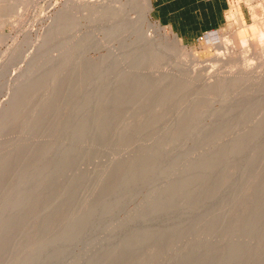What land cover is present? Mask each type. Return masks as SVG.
Wrapping results in <instances>:
<instances>
[{
	"label": "rangeland",
	"instance_id": "rangeland-1",
	"mask_svg": "<svg viewBox=\"0 0 264 264\" xmlns=\"http://www.w3.org/2000/svg\"><path fill=\"white\" fill-rule=\"evenodd\" d=\"M82 1L8 0L0 24V64L12 41L40 52L41 62L28 103L11 106L6 85L0 91V231L24 211L45 215L54 205L42 242L28 249L22 236L12 249L17 237H10L12 255L0 264H264V193L235 201L250 176L254 194L264 181V0H231L227 23L194 42L150 10L156 37H176L198 56L196 74L166 60L135 64L120 39L108 37L110 15L96 17ZM130 10L135 17L141 8ZM220 39L232 47L228 59L216 48ZM221 50L223 63L214 59ZM27 62L11 68L9 83L19 81ZM98 135L104 140L81 151ZM242 143L238 155L221 159ZM77 157L83 166L64 170ZM74 178L83 181L75 186ZM257 204L259 212L247 211ZM229 232L236 235L220 242ZM235 248L240 255L231 259ZM217 249L229 254L215 261Z\"/></svg>",
	"mask_w": 264,
	"mask_h": 264
},
{
	"label": "bare ground",
	"instance_id": "bare-ground-1",
	"mask_svg": "<svg viewBox=\"0 0 264 264\" xmlns=\"http://www.w3.org/2000/svg\"><path fill=\"white\" fill-rule=\"evenodd\" d=\"M82 2L84 5V8L86 10L93 11L94 15L96 14V17H98V16L99 17H104V16L107 17L106 15H108V14L110 15V17H108V18H112L111 21H112L113 25L111 26L112 30H111L110 34L108 35V37L110 39L112 37L113 38H119L120 42H121L120 47L124 51L123 56H125V52H127V54L129 53L128 57L131 58L135 62V64H139L143 61L147 62L148 60H150V61H148L149 64H150L151 60H152L151 63L156 62V64H157V62H161V61L165 62V60H166L167 63L172 62L174 65H176V67L178 66L180 68L181 66H184V67L187 66L184 69H188L189 68L188 66H190V68L192 69L195 67L194 65H196L200 62L198 56L196 54L191 53L187 49V46L185 44H183L181 41L177 40L176 37L169 40L162 35H159L156 37V35L152 33V31L155 32L156 30H160V27L159 26L155 27L151 23V21L149 20L148 14L152 8L151 0H114V1L110 0V2L107 0H83ZM140 3H141V7H140ZM7 4H8V0H0V24H3L2 18H6L9 15V13H8L9 9H8ZM131 7L141 8L140 13L135 17L132 16L131 15L132 10H130ZM259 21H258V23H259ZM146 26H148V27H146ZM261 28L263 29V27H261ZM259 32H260V38L262 41V39L264 38V34H263L262 30H260ZM6 38H8L7 34L1 35L2 40H5ZM36 38H38V36ZM214 39H217V38H214ZM31 41H33L32 38H31ZM31 41H30V39L28 40V42H31ZM12 42L13 43H11V44H6V45H8L7 46L8 54H7V57H4V59L5 58L6 59L3 61V63L0 64V66H1V68H0V91H1V88H4V86L6 85L7 89H9V92L11 95L10 100H9L10 105L11 106L17 105V108H18L22 105H25L24 104L25 101L28 100V98L24 97V96H29V94H32L35 96L37 94V91L39 88V83L41 80L40 79L41 76L39 78V75H38L41 73L40 70L38 71V69H40L41 62H40V59L38 58L40 56V52L36 53V51L34 49L31 50V52H28L29 50L26 52L23 49L24 47H22L23 46L22 43H20L21 44L20 45L19 41H18V43H15V41H12ZM32 43H34V45L32 44V46H35V47L37 46V45H35L34 41ZM29 46H31V45H29ZM216 48L218 50L222 49V50L228 52V55L226 58L225 54H227V53H225V54L223 53V55H224L223 56L221 54V52H223L222 50L220 51V53H218L219 51H217V53H216L217 55H215L216 58H214L216 60V62L221 61L222 59H223L222 61H224L225 58L228 59L230 57L229 53L232 51V47L227 41L221 40V41L216 42ZM31 49H32V47H31ZM35 49H37V47ZM229 49H231L230 52L228 51ZM115 57H113L114 61L116 59ZM126 57H127V55H126ZM222 57H224V58H222ZM29 59H30V62H29ZM23 60H28V62H29V63L27 62L29 64L28 67L26 68V70L24 69L25 71L21 72L20 77H17L19 79L18 82L9 83L10 79L6 78V75H8L10 73L9 71L11 70V68L20 65ZM212 61H213V59H212ZM225 62H226V60H225ZM172 63H171V65H172ZM201 63H202V61H201ZM248 66H249V64H248ZM196 67H197V65H196ZM195 68L193 69V71L196 70V72L194 74H196L199 71V70L197 71L198 68H196V69ZM188 71H190V70L188 69ZM252 71L253 70H250L249 73L250 72L253 73ZM25 74L27 76H29V77L26 76L27 80L20 81V78L21 77L23 78L24 77L23 75H25ZM3 78H4V81H3ZM16 79H15V81H16ZM28 90L31 92L29 93ZM11 97H12V99H11ZM14 103H16V104H14ZM26 103H28V102L26 101ZM10 105L8 107H10L12 109V107ZM14 108L16 109L15 106H14ZM7 109H9V108H7ZM104 138H105L104 135H98V136L93 137L92 138V144L90 146L82 149L81 151H84V152L90 151L91 148L93 147V145L98 144L100 141L104 140ZM123 138L127 139L126 137H123ZM120 139H121V141H124L122 139V137ZM244 147H245V145L242 143L240 145V147H237L236 149H233V150L223 154L221 156V159L226 161V160L234 157L235 155H238L242 151V149H244ZM83 154H87V153H83ZM117 155H118L117 152L113 154L112 159H111V163L107 167V170L104 172V174L108 173L109 171H112L111 167H112L113 162L117 161ZM256 159H257V156L253 155L251 160H250V163H254ZM200 164L203 165L205 163L201 162ZM120 165L124 166V165H122V163ZM81 166H83V162L81 160H79L78 157L72 158L71 161L69 160L68 163L65 165L64 170L73 169L76 172L77 169L81 168ZM213 167L214 166H212V168ZM122 168L123 167H120V169H122ZM140 172L142 173L143 170H140ZM145 172H146L145 175L149 174V171H145ZM138 173H135V174L141 175ZM134 175L126 176V178L124 180L129 179L131 176L134 177ZM81 181H83V180L79 179V178H74L72 180V182L75 186H79ZM225 181L226 180H220L219 183H223ZM192 182H193V180L186 182L183 185L188 187L192 184ZM255 184H256V177L250 176V179L247 183V190L242 195L238 196L235 201H237L238 204H246V202L250 198H253V197L260 198L261 196H263L264 181L261 183L262 188L256 194H254L252 191V188L254 187ZM42 198H43V194L40 195L37 199L33 200L30 203L38 204ZM72 201H74V200L72 199ZM260 208H261V205L257 204L254 207L248 208L247 211L254 214V213L259 212ZM53 211H54V205H52L51 207H48L47 214H45V215L43 213V215L38 214V215H35L34 217H32L31 211H24L18 217L5 221L2 224L1 231H0V258L3 257L4 255L5 256L12 255L11 250H9V248H11L10 247L11 243L9 242V238L12 236L17 237V239L12 243V249L14 248V246L16 247L19 244V242L23 239L22 236H25L26 239H27V237H29L28 241H26L28 243V249L33 248L36 244H38L39 242H42L43 232H42V235H40L41 234L40 230L41 231L44 230V235H46V232H48L50 230L49 220L52 217L51 215H52ZM231 221L232 222H234V221L239 222L240 219L237 217H234ZM245 223H246V221H245ZM243 225H245L243 222H241V224L238 225L239 228L236 229L237 233L243 232V230H242ZM24 226H28L29 228H33L34 232L26 234ZM218 227L219 226L216 225L213 227V229L216 230V229H218ZM255 229H258V228L253 227V230H251V231H255ZM38 234H39V237L41 236V239L38 237ZM235 235H236V233H234V234H232L231 232L225 233V234L221 235L220 242L228 240L229 237H234ZM156 237H160V236L158 235ZM148 238H150V236L147 235V237H145L144 240H146ZM134 245H135V242L130 243L128 246V249H132V247ZM8 250L10 251V254L6 255V253L9 252ZM180 251H184V249L181 248ZM194 254L198 255V253H194ZM228 254L224 250H221V249H217L215 252H213V255L215 256V258H214L215 261H217L218 259H220L224 256H227ZM229 255H230L229 257L231 259H234L240 255V250L238 248H235L234 250H232V252H230ZM18 258H19V256H18ZM261 259L264 261V256H262Z\"/></svg>",
	"mask_w": 264,
	"mask_h": 264
},
{
	"label": "crops",
	"instance_id": "crops-1",
	"mask_svg": "<svg viewBox=\"0 0 264 264\" xmlns=\"http://www.w3.org/2000/svg\"><path fill=\"white\" fill-rule=\"evenodd\" d=\"M231 0H152L151 17L184 42H194L228 21Z\"/></svg>",
	"mask_w": 264,
	"mask_h": 264
},
{
	"label": "built area",
	"instance_id": "built-area-1",
	"mask_svg": "<svg viewBox=\"0 0 264 264\" xmlns=\"http://www.w3.org/2000/svg\"><path fill=\"white\" fill-rule=\"evenodd\" d=\"M207 33L203 34L202 36L199 37V39H203Z\"/></svg>",
	"mask_w": 264,
	"mask_h": 264
}]
</instances>
